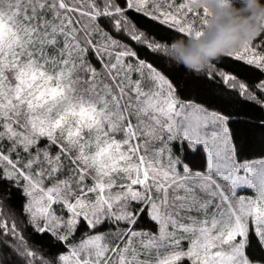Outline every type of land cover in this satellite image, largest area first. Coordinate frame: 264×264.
<instances>
[{"label":"rangeland","instance_id":"obj_1","mask_svg":"<svg viewBox=\"0 0 264 264\" xmlns=\"http://www.w3.org/2000/svg\"><path fill=\"white\" fill-rule=\"evenodd\" d=\"M127 2L264 69V7L256 24L235 31L221 17L228 0ZM12 14L0 11V139L13 146L0 148V167L23 186L33 225L64 238L81 219L92 227L105 220L124 226L136 220L134 201L157 224L155 233L125 230L117 243L123 227L86 234L61 254L62 263L260 264L248 259L246 243L254 232L264 247V156L238 159L226 118L176 98L159 71L127 60L125 46L105 47L106 59L97 49L104 72L92 68L83 85L78 62L37 53L44 43L36 39L61 31V18L40 34ZM45 135L77 151L83 174L56 180L34 168L35 156L12 158L17 145L27 148ZM175 140L202 148L205 168L175 158Z\"/></svg>","mask_w":264,"mask_h":264},{"label":"trees","instance_id":"obj_2","mask_svg":"<svg viewBox=\"0 0 264 264\" xmlns=\"http://www.w3.org/2000/svg\"><path fill=\"white\" fill-rule=\"evenodd\" d=\"M63 1L66 7H61L58 0H0V11L8 9L18 18L22 14V21L40 34L46 33L61 18V31L36 39L44 43L36 48L37 53L44 52L55 61L78 62V74L84 77L79 82L83 85L89 81L87 76L92 68L94 72H104L97 49L106 59V52L101 51L105 47L115 45L120 49L121 45L125 46L129 53L127 60L142 61L159 71L172 85L176 98L199 104L226 118L238 159L264 156V90L260 87L264 69L128 6L127 0ZM228 2L221 17L235 31L256 24L264 7V0ZM80 9L95 14L82 13ZM75 45H79V49L70 53ZM23 145L16 146L18 149L13 151L12 158L27 162L29 157H36L39 163H34V168H45L56 180L78 176V173L83 174V168L86 169L77 151L62 138L39 136L33 143H27V148ZM12 147L9 140L0 139L2 151ZM198 148L192 150L186 140H175L172 144L175 158L194 170H203L206 155ZM45 166H52L51 170ZM92 174V169L85 170L88 183H93ZM26 205L23 186L6 176L0 167V264H63L61 254L86 234L109 229L115 232L123 227L115 233L117 243L125 237V230L157 231V224L147 208L136 201L130 207L136 214L132 223L119 226L105 220L92 227L81 219L72 235L66 238L49 229L36 228ZM246 255L250 261L264 264V247L254 232L247 240Z\"/></svg>","mask_w":264,"mask_h":264}]
</instances>
